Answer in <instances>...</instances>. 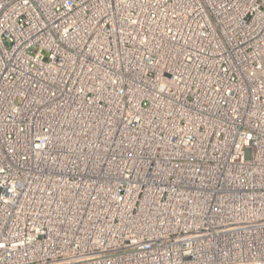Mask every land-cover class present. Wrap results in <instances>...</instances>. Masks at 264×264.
Here are the masks:
<instances>
[{
	"label": "built area",
	"instance_id": "built-area-1",
	"mask_svg": "<svg viewBox=\"0 0 264 264\" xmlns=\"http://www.w3.org/2000/svg\"><path fill=\"white\" fill-rule=\"evenodd\" d=\"M0 264H264V0H0Z\"/></svg>",
	"mask_w": 264,
	"mask_h": 264
}]
</instances>
